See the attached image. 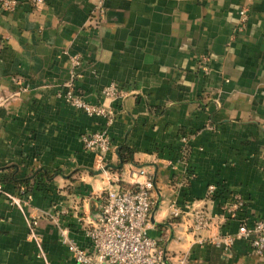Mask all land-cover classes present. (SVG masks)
<instances>
[{"label":"crops","instance_id":"crops-1","mask_svg":"<svg viewBox=\"0 0 264 264\" xmlns=\"http://www.w3.org/2000/svg\"><path fill=\"white\" fill-rule=\"evenodd\" d=\"M95 2L18 0L0 11V179L21 204L0 192V264H78L59 230L89 248L85 226L104 191L141 180L137 168L152 180L148 234L168 264H264L244 238L233 236L226 250L220 240L241 218L264 220V0H102L92 26ZM71 70L83 98L115 108L104 169L80 140L102 119L58 95ZM109 80L120 93L113 99L100 92ZM9 177H29V186ZM234 194L243 205L228 217L222 205ZM195 208L210 220L198 232Z\"/></svg>","mask_w":264,"mask_h":264},{"label":"built area","instance_id":"built-area-1","mask_svg":"<svg viewBox=\"0 0 264 264\" xmlns=\"http://www.w3.org/2000/svg\"><path fill=\"white\" fill-rule=\"evenodd\" d=\"M18 0H0V11H11ZM36 6L43 0H29ZM104 13L102 0H96L87 14V21L90 25L96 26ZM240 23L246 17L245 6L238 8ZM208 55H198V63L203 73L208 72L206 65ZM73 66L78 64V56H70ZM75 72L71 70L68 78L62 83L58 95L70 106L82 111L89 116H98L102 119L101 126L88 133L80 135L82 147L95 154L97 167L104 169V154L110 147L107 126L111 123L115 108L101 102H91L83 98L72 85ZM103 97L116 98L119 96L117 84L114 80L104 83L100 89ZM181 154L187 151L185 136ZM136 173L143 174L141 180H133L126 186L108 187L100 203L99 211L94 220L85 226V235L88 238L90 247L79 245L72 238L68 237L64 229H60L57 239L64 244L72 259L78 264H168L164 248L159 241L148 234L149 216L154 200L151 197V177L142 168H137ZM216 185L209 183L206 186V193H214ZM0 192L20 207L17 197L4 191L0 179ZM20 193L24 188H20ZM20 204V205H19ZM243 205V200L238 194L227 199L222 209L226 216L235 217ZM171 214L176 215L175 207L171 208ZM36 219L30 218L27 221V232L36 247V255L46 262L43 247L35 231ZM210 220L207 214L200 208L191 211L190 227L193 232L209 227ZM233 236L244 238L251 251L264 259V220L255 218L248 222L239 219L232 234L224 235L222 241L223 249H227L232 243ZM184 258L179 257L176 264H183Z\"/></svg>","mask_w":264,"mask_h":264},{"label":"trees","instance_id":"trees-1","mask_svg":"<svg viewBox=\"0 0 264 264\" xmlns=\"http://www.w3.org/2000/svg\"><path fill=\"white\" fill-rule=\"evenodd\" d=\"M127 155V156H126ZM126 155H124L122 152H121V158H127V157H129L130 156V154H129V149L127 150L126 149ZM7 177V175H5V178ZM3 178H4V176H3ZM9 178H11V179H13L12 177H9ZM28 179H29V177H25V178H23V179H13L16 183H24L25 184V187H27V186H29V182H28ZM122 186H126V185H122ZM25 189V188H24Z\"/></svg>","mask_w":264,"mask_h":264}]
</instances>
